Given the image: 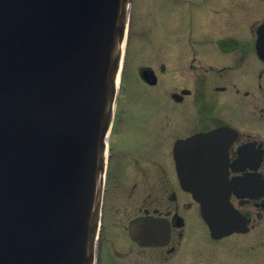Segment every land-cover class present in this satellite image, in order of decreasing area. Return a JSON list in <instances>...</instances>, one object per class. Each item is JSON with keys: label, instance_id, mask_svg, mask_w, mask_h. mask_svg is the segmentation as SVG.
<instances>
[{"label": "water", "instance_id": "obj_1", "mask_svg": "<svg viewBox=\"0 0 264 264\" xmlns=\"http://www.w3.org/2000/svg\"><path fill=\"white\" fill-rule=\"evenodd\" d=\"M130 1L0 0V264H94ZM257 36L264 60V24ZM139 72L156 84L151 68ZM186 173L182 187L213 239L248 231L232 183ZM159 223L139 221L128 234L140 247L163 246Z\"/></svg>", "mask_w": 264, "mask_h": 264}, {"label": "flooded vegetation", "instance_id": "obj_2", "mask_svg": "<svg viewBox=\"0 0 264 264\" xmlns=\"http://www.w3.org/2000/svg\"><path fill=\"white\" fill-rule=\"evenodd\" d=\"M183 1L190 27L173 36L174 52L155 73L156 84L144 82L157 88L156 98L147 95L156 109L120 117L117 126L118 108L107 143L103 214L106 205L128 233L142 220L162 222L167 244L132 242L160 252L153 256L159 261L176 253L186 214L200 215L180 181L187 171L191 180L232 183L229 200L247 221L246 234L264 220V60L255 46L264 0Z\"/></svg>", "mask_w": 264, "mask_h": 264}, {"label": "rangeland", "instance_id": "obj_3", "mask_svg": "<svg viewBox=\"0 0 264 264\" xmlns=\"http://www.w3.org/2000/svg\"><path fill=\"white\" fill-rule=\"evenodd\" d=\"M189 6L183 0H132L117 126L120 117L148 115L156 109L155 100L147 95L156 98L157 88L142 82L139 71L152 67L159 74L160 65L168 63L166 57L171 58L176 44L173 36L190 27L192 13ZM104 206L100 264H264V220L255 231L243 236L212 240L201 216L189 212L186 214L188 224L176 253L159 261L153 256L160 252L143 250L132 244L127 234L128 224L117 225L119 216H114V212Z\"/></svg>", "mask_w": 264, "mask_h": 264}, {"label": "bare ground", "instance_id": "obj_4", "mask_svg": "<svg viewBox=\"0 0 264 264\" xmlns=\"http://www.w3.org/2000/svg\"><path fill=\"white\" fill-rule=\"evenodd\" d=\"M125 37H127V36H125ZM125 37H124V40L122 41V43H121V49H120V64L118 65V74H117V80H119V78L121 77V73L120 72H122V67H123V59H124V54H125V47H126V40H127V38L125 39ZM207 182H212V183H214L215 182V180H209V181H207ZM97 241V240H96ZM96 250H97V247L95 246V254H96Z\"/></svg>", "mask_w": 264, "mask_h": 264}]
</instances>
